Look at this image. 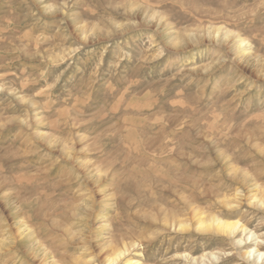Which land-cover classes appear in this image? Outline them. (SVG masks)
I'll return each instance as SVG.
<instances>
[{
  "label": "rangeland",
  "instance_id": "1",
  "mask_svg": "<svg viewBox=\"0 0 264 264\" xmlns=\"http://www.w3.org/2000/svg\"><path fill=\"white\" fill-rule=\"evenodd\" d=\"M116 248L264 264V0H0V264Z\"/></svg>",
  "mask_w": 264,
  "mask_h": 264
},
{
  "label": "bare ground",
  "instance_id": "2",
  "mask_svg": "<svg viewBox=\"0 0 264 264\" xmlns=\"http://www.w3.org/2000/svg\"><path fill=\"white\" fill-rule=\"evenodd\" d=\"M208 225L215 227L217 229V231H221V232H224L226 234L229 233V234H231V236L235 235L236 232H237V229H238V223H233L231 221H225V220H222V219H219V218H216V217L211 218V220L208 223ZM125 249H127V248H125ZM257 251L259 252V254H258L259 256L258 257L261 258L262 255H263V252L261 250H259V249H257ZM250 252H253V251H250ZM125 253H126V250H124L122 248H116L112 252V254L109 256V258H108L110 264H118V262L122 259V257L125 255ZM133 264H136V262L133 263ZM139 264H141V263H139Z\"/></svg>",
  "mask_w": 264,
  "mask_h": 264
}]
</instances>
